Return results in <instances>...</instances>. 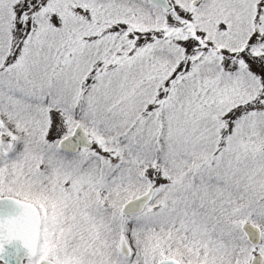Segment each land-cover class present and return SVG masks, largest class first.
<instances>
[{"label":"snow or ice","instance_id":"obj_1","mask_svg":"<svg viewBox=\"0 0 264 264\" xmlns=\"http://www.w3.org/2000/svg\"><path fill=\"white\" fill-rule=\"evenodd\" d=\"M0 264H264V0H0Z\"/></svg>","mask_w":264,"mask_h":264}]
</instances>
